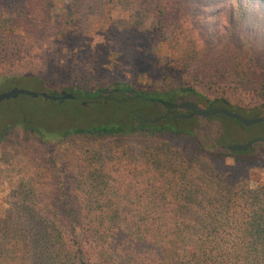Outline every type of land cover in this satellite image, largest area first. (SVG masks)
<instances>
[{"label":"trees","instance_id":"1","mask_svg":"<svg viewBox=\"0 0 264 264\" xmlns=\"http://www.w3.org/2000/svg\"><path fill=\"white\" fill-rule=\"evenodd\" d=\"M36 1L3 0L0 5V62L13 65L23 59L18 30L30 28L37 11L44 22L51 19V1L39 0L40 9L35 8ZM199 1L202 7L212 9L206 13H226L223 27L226 31L242 28L246 41L239 44L228 37L215 54L207 56V46L199 47L197 34L180 24L168 43L178 58L170 62V74L165 70L162 73V90L147 92L127 83L98 87L70 82L57 86L58 95L63 89L75 96V100L61 104L67 103L79 113L93 111L97 121L51 136L40 122L34 123L23 111L15 110L16 119L0 130V142L14 126L37 133L45 143L56 137L62 142L73 137L89 145V150L107 137L152 134L182 140L191 152L181 156L184 164H194L200 154L217 161L234 158L240 163V155H248L256 146L264 148V143H258L247 152H231L227 149L231 134L224 120L216 121L214 116L191 120L178 117L187 113L175 108L183 101L207 109L226 108L250 119L264 116V44L253 43L260 36L264 39V0ZM214 19L216 24L221 21ZM193 64L198 65L194 75L188 70ZM26 77L50 82L36 76H4L0 77V93ZM196 78L244 93L255 103L234 104L224 96L209 99L195 88L192 79ZM3 104L9 103L0 106ZM161 116L167 118L153 122ZM218 116L233 128L241 125V129H251ZM258 128L264 135V124ZM100 159L96 151L90 156L88 165L97 164V169L90 171L88 160L77 159L73 149L53 153L43 166L42 179L49 183L37 189L22 187L13 193L15 200L6 204L0 217V264H264V189L249 190L242 178L230 189L234 196L248 197L250 202L238 198L233 204L223 200L207 203L198 198L210 191L174 190L184 174L162 171L155 179L163 181L143 187L136 202L131 198L132 189L124 183L133 173L139 176L127 153L122 152L108 166L100 164ZM113 173L124 182L109 184ZM197 174L199 179L210 175L209 171ZM182 193L190 199L163 201L165 196Z\"/></svg>","mask_w":264,"mask_h":264},{"label":"rangeland","instance_id":"2","mask_svg":"<svg viewBox=\"0 0 264 264\" xmlns=\"http://www.w3.org/2000/svg\"><path fill=\"white\" fill-rule=\"evenodd\" d=\"M50 1L53 13L48 22H44L40 17L41 12L37 11V18L29 24L30 28L27 31L22 28L18 30V42L24 50L23 59L13 65L0 62V77L36 76L50 82H34L26 77L13 88L46 92L55 96L58 95L57 86L71 83L98 87L127 83L138 90L156 92L164 88L162 73L165 70L170 74V62L178 58L168 46L178 25L187 26L197 34L199 47L207 46V56L215 54L222 44H226L228 37L239 44L246 41L242 28L226 31L223 27V15L226 13H206L212 9L202 7L199 0ZM36 3L35 8L40 9L39 0ZM2 4L3 0H0V5ZM159 11H162L161 15ZM214 18L221 21L216 24ZM253 43L264 44V39L260 36ZM188 70L194 75L198 73V65H190ZM192 82L197 91L209 99L224 96L234 104L255 103L244 93L209 85L205 80L197 78L192 79ZM62 91L66 90L61 89L60 92ZM34 99L38 100L32 101L27 96H20L18 99L5 101L9 104L0 106V130L9 121L16 119L15 110L23 111L34 123L40 122L41 128L51 136L75 126H86L98 119L93 111L79 113L67 103ZM214 117L216 121L224 120L225 127L231 134L228 136L231 144L241 145L251 139L264 137L259 131V125L249 127L251 129H241V125L233 128L231 123L226 124V120L220 116ZM60 139L56 137L45 143L37 133L27 132L21 126L9 129L0 142V217L6 204L15 200L13 193L19 188L37 189L40 184H48V179H42L46 160L53 153L69 149L74 150L77 159H87V165L95 151L101 158L100 164L104 162L105 166L112 165L122 152L127 153L134 167H137L135 173L139 176L134 177L133 173L124 182L121 176H114L113 173L109 177V184H128L132 189L131 198L136 202L141 198L143 187L163 181L161 178L155 179V175L162 171L184 174L180 182L176 181L174 190L204 188L206 192L210 191L198 198L207 203L212 201L218 204L217 200H223L226 204H233L238 198L240 201L250 202L252 199L234 196L231 192V184L237 185L242 178L249 190L264 189V148L260 146H256L248 155H240V163L234 158L217 161L209 155L200 154L194 164H184L181 156H186L190 148L182 140L152 134L113 136L103 139L91 151L90 146L79 139L69 137L63 142ZM75 165L83 170L81 165ZM88 166L90 171L97 169L96 163L93 167ZM206 171H209V177H197L198 172ZM183 194L185 193L165 196L163 201H188L189 196ZM201 215L203 213L199 214Z\"/></svg>","mask_w":264,"mask_h":264},{"label":"water","instance_id":"3","mask_svg":"<svg viewBox=\"0 0 264 264\" xmlns=\"http://www.w3.org/2000/svg\"><path fill=\"white\" fill-rule=\"evenodd\" d=\"M20 96H28V97H32V98L43 97L45 100L58 102L60 104L66 102V101L75 100V96L72 93L67 92V91H62L59 95L54 96V95H50L46 92L37 93V92L21 89L18 87H14V88L9 89L8 91L0 93V103H3L5 101H9L12 99H18ZM175 108L177 110L190 112L189 114L183 113V114L178 115L179 118H183L186 120H191L195 116L209 118V117L221 115L223 117H227L230 119L237 120L247 128L255 126V125L264 124V116L252 118V119L245 118L244 116L240 115L239 113L232 112L226 108H214V107L208 108V109L202 108L197 103L192 102V101H183L181 103H178L175 105ZM166 118H167L166 116L157 117L153 120V122L158 123L161 120H164ZM258 143H264V137L251 139L249 142H247L245 144H241V145L231 144V145L227 146V149L231 152H247L254 145H256Z\"/></svg>","mask_w":264,"mask_h":264},{"label":"flooded vegetation","instance_id":"4","mask_svg":"<svg viewBox=\"0 0 264 264\" xmlns=\"http://www.w3.org/2000/svg\"><path fill=\"white\" fill-rule=\"evenodd\" d=\"M185 112H187V113H184V114H189L190 112H188V111H185Z\"/></svg>","mask_w":264,"mask_h":264}]
</instances>
